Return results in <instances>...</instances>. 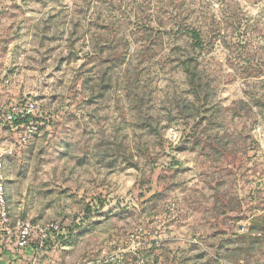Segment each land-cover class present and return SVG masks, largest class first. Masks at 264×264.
<instances>
[{
	"label": "rangeland",
	"instance_id": "obj_1",
	"mask_svg": "<svg viewBox=\"0 0 264 264\" xmlns=\"http://www.w3.org/2000/svg\"><path fill=\"white\" fill-rule=\"evenodd\" d=\"M0 164L43 264H264V0H0Z\"/></svg>",
	"mask_w": 264,
	"mask_h": 264
},
{
	"label": "built area",
	"instance_id": "obj_2",
	"mask_svg": "<svg viewBox=\"0 0 264 264\" xmlns=\"http://www.w3.org/2000/svg\"><path fill=\"white\" fill-rule=\"evenodd\" d=\"M39 106L35 100L26 99L23 102H14L7 108L3 114V120L12 130L21 128L19 143L28 142L38 130ZM19 120L13 124L14 120ZM0 231L14 235L15 243L19 249H32L31 264H36L38 256L47 249L63 248V241H59V236L65 234L61 225L57 222L34 223L27 218L11 219L9 215L6 194H5V176L3 167L0 164ZM139 263L146 264L143 257H138ZM121 259L120 254H109L102 251L100 258H97L96 264L114 263ZM88 264V263H87Z\"/></svg>",
	"mask_w": 264,
	"mask_h": 264
},
{
	"label": "crops",
	"instance_id": "obj_3",
	"mask_svg": "<svg viewBox=\"0 0 264 264\" xmlns=\"http://www.w3.org/2000/svg\"><path fill=\"white\" fill-rule=\"evenodd\" d=\"M52 249L43 251L36 261V264H43L44 260L53 255ZM32 249H19L15 243V236L0 231V264H31ZM53 258V257H52Z\"/></svg>",
	"mask_w": 264,
	"mask_h": 264
},
{
	"label": "trees",
	"instance_id": "obj_4",
	"mask_svg": "<svg viewBox=\"0 0 264 264\" xmlns=\"http://www.w3.org/2000/svg\"><path fill=\"white\" fill-rule=\"evenodd\" d=\"M189 33H191V37H192V39H193L195 42L198 43V42L200 41L199 34H198L196 31L192 30V31H190ZM18 122H19V120L15 119L14 122H13V124H16V123H18Z\"/></svg>",
	"mask_w": 264,
	"mask_h": 264
}]
</instances>
